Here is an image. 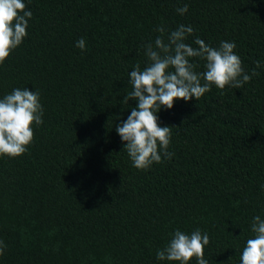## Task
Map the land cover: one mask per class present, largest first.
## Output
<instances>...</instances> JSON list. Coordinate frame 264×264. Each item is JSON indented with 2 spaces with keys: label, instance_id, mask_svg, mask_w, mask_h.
Segmentation results:
<instances>
[{
  "label": "trees",
  "instance_id": "obj_1",
  "mask_svg": "<svg viewBox=\"0 0 264 264\" xmlns=\"http://www.w3.org/2000/svg\"><path fill=\"white\" fill-rule=\"evenodd\" d=\"M24 3L28 35L0 66V99L38 89L44 123L22 157L0 158V264H176L157 249L197 228L210 237L209 264H240L252 218L264 219V0ZM180 24L195 29L191 46L197 36L212 47L234 41L249 74L262 67L239 89L213 86L162 109L172 158L138 170L116 117L137 105L121 100L129 73L148 63L144 45L159 26Z\"/></svg>",
  "mask_w": 264,
  "mask_h": 264
},
{
  "label": "clouds",
  "instance_id": "obj_2",
  "mask_svg": "<svg viewBox=\"0 0 264 264\" xmlns=\"http://www.w3.org/2000/svg\"><path fill=\"white\" fill-rule=\"evenodd\" d=\"M188 10L187 4L176 9L180 15ZM32 15L26 10L24 0H0V66L27 37ZM156 31L161 35L154 43L144 45L147 65L141 69L140 64H136L129 73L131 90L121 100L124 105H129L130 100L137 105L130 108L127 119L116 117L121 122L115 126L123 151L127 152L133 166L142 171L165 158L170 160L173 155L168 151L173 127L161 126L162 109H173L177 100L190 102L195 98L199 101L213 86L220 90L226 86L239 89L259 75L257 69L262 67L261 62L256 61L249 74L235 52L234 41H221L219 47H212L197 36L194 43L198 47L191 46L185 42L195 32L191 25L180 24L175 30L161 25ZM76 47L86 50V41L79 39ZM196 60L203 61V71H197ZM43 115L38 89L33 92L16 88L0 99V158L22 157L33 143V126L44 123ZM250 228L254 235L246 241L240 264H264V219L254 216ZM170 236V241L157 249V260L190 264L195 259L196 264H209L205 259V246L210 243L207 232L197 228L187 234L177 229ZM6 248L0 240V257Z\"/></svg>",
  "mask_w": 264,
  "mask_h": 264
}]
</instances>
